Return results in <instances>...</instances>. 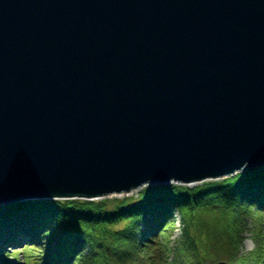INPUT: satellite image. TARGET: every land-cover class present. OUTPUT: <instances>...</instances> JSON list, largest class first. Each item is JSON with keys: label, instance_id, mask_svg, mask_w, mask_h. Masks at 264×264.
<instances>
[{"label": "water", "instance_id": "obj_1", "mask_svg": "<svg viewBox=\"0 0 264 264\" xmlns=\"http://www.w3.org/2000/svg\"><path fill=\"white\" fill-rule=\"evenodd\" d=\"M256 166L264 0H0V206Z\"/></svg>", "mask_w": 264, "mask_h": 264}, {"label": "trees", "instance_id": "obj_2", "mask_svg": "<svg viewBox=\"0 0 264 264\" xmlns=\"http://www.w3.org/2000/svg\"><path fill=\"white\" fill-rule=\"evenodd\" d=\"M249 229L254 247L242 251ZM24 242L19 249L8 250ZM264 264V166L134 195L0 206L4 264Z\"/></svg>", "mask_w": 264, "mask_h": 264}, {"label": "rangeland", "instance_id": "obj_3", "mask_svg": "<svg viewBox=\"0 0 264 264\" xmlns=\"http://www.w3.org/2000/svg\"><path fill=\"white\" fill-rule=\"evenodd\" d=\"M174 184H177V183H174ZM146 186H150V185H146ZM146 186H144V187H146ZM143 188V187H142ZM140 190V189H139ZM134 193V192H133ZM249 229H251V225H250V221L248 220V225H247V230H246V232H244L242 235H243V242H242V251L243 252H248V251H250L253 247H254V241L252 240V237H251V235H250V232H249ZM24 245V242L23 243H21V244H19V245H16L15 247H11L12 249H9L10 248V246H7V248L9 249V250H15V249H19L21 246H23ZM17 246L19 247V248H17ZM228 262V261H227ZM229 263V262H228ZM1 264V263H0ZM229 264H231V263H229Z\"/></svg>", "mask_w": 264, "mask_h": 264}, {"label": "bare ground", "instance_id": "obj_4", "mask_svg": "<svg viewBox=\"0 0 264 264\" xmlns=\"http://www.w3.org/2000/svg\"><path fill=\"white\" fill-rule=\"evenodd\" d=\"M79 198V197H78Z\"/></svg>", "mask_w": 264, "mask_h": 264}]
</instances>
